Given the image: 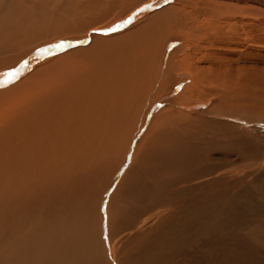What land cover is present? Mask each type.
Wrapping results in <instances>:
<instances>
[{
  "label": "bare ground",
  "instance_id": "1",
  "mask_svg": "<svg viewBox=\"0 0 264 264\" xmlns=\"http://www.w3.org/2000/svg\"><path fill=\"white\" fill-rule=\"evenodd\" d=\"M107 1L127 18L19 46L47 9L0 0V264L136 262L162 238L159 262L213 264V236L166 235L167 189L210 153L242 157V181L263 169L264 0Z\"/></svg>",
  "mask_w": 264,
  "mask_h": 264
},
{
  "label": "rangeland",
  "instance_id": "2",
  "mask_svg": "<svg viewBox=\"0 0 264 264\" xmlns=\"http://www.w3.org/2000/svg\"><path fill=\"white\" fill-rule=\"evenodd\" d=\"M54 1L55 0H51V2L50 0L47 1L20 0L21 2L20 5H22L24 11L30 12L45 8L49 12L45 11L46 13L44 16H42L43 18L41 19V22L40 21L35 22L34 25L30 24L29 23L30 21L25 18L24 20L26 21L25 27L27 29L25 28L26 31L23 33L24 34L23 38H21L23 40V43H21L22 40L19 39L21 40L20 41L21 44L20 43H19L20 45L18 44L19 46L21 45L25 46L34 41L37 42V40L43 41L44 38L45 39L42 45L51 44L57 38L63 36L70 35L69 37L71 38H76V37L78 38L80 34H82L83 32L81 26H83L84 23H87V21L90 22L89 21L90 19L92 20L97 19V21L94 22V24L92 25H96L100 27H106L108 25L110 27L111 25H114L115 22L117 23L127 18L125 17V15L128 12L125 11L126 9L123 12H117V10L119 11L122 5L115 2L111 3L110 1L107 0H89V1L81 0L82 3L79 2L80 5H78L79 3L72 4L73 2L72 0L71 1L56 0V2L58 3ZM150 1L152 2L154 0H146L147 3L148 2L150 3ZM103 2L104 4L105 3L107 4L103 6ZM146 2L143 0L140 1V6L132 10L131 13H133L134 11L145 5ZM47 3L48 5H46ZM113 4L114 5L118 4L120 6L116 5L117 6L116 7L113 6ZM50 6L52 7L49 8ZM53 6H59V7H56L57 12L55 14H50L53 11V8L56 9ZM68 6H70L71 9L70 7L68 8ZM3 10H7V9H3ZM64 10H68V13L66 14ZM70 10L72 12H69ZM2 13H1L2 15H4V13L5 14L7 13L8 15V10L7 12L3 11ZM75 14L76 16H74ZM69 15H72L71 18ZM116 15L118 18L116 17ZM99 19L100 20L103 19L101 20L102 24L99 23L100 22ZM107 20L109 24H107L106 22ZM103 22H105L106 24L105 26H103L104 24ZM27 23L30 25H27ZM71 31L74 32V34ZM45 40H47V42ZM26 42L28 43L26 44ZM198 108L195 111H199ZM257 142H258V149L255 155H252V158L254 160L255 158L259 159L260 161H262L263 159L264 161L263 158L264 137L259 138ZM220 153H210V155L208 154L207 155L208 157L206 156L205 161L203 163H200L190 172H184L181 175L180 179L176 178V180L173 182L174 184L169 186V188L171 189H167V191L169 192V194H167L166 197V199L168 200L167 206L168 205L174 206V204L177 203L179 205V209H177V213H176L178 219H176L174 224V226L178 228V229L176 228L175 230L176 235L170 233L166 235L170 236L172 241L175 236L178 237L179 241L181 239L182 240L181 243L184 244L182 245L184 249H185V243L189 239H194L197 236L196 238L198 239L206 240L210 238V236H213L214 237L213 246L219 248V252L216 255L213 264H252L250 263V261L253 259L255 260L253 261L254 264L256 262L257 264H264L263 245H261L262 247H260V245L258 246L257 243L254 244L255 249L253 251H255L254 253L256 255L253 254L250 256H244V252H242L243 247L247 245L246 244L247 239L248 241H253V243L254 241H257V240H253V238L249 235L250 233H253L258 240L264 239V166L262 167L263 169L260 168L261 170H259V172L254 174L253 179L246 180L247 179L246 178L242 181L241 179L249 176L248 173H243V174L240 173V175L238 173L237 169L246 166V164L243 163V159H241L242 157L225 152H220ZM256 154H260V155L256 156ZM252 158L249 157V159ZM235 171H237V174ZM244 188L245 190H242ZM239 190L245 191L246 193L243 192L242 194L241 191L239 193ZM252 190L253 191L256 190L255 192L257 193L253 192ZM244 199L248 201L245 205L243 203ZM260 233L263 234L260 236ZM194 234H196V236H194ZM100 236L101 235L99 234V237ZM163 242L166 243V241L162 238L158 244L151 246L149 248V251H147V253H145V255L142 258H139L136 262L127 261L125 259L121 261V264H152V263L170 264L165 262H159V260L163 261L161 254L167 256L168 253L169 254L175 253L172 247L167 250H162V251L160 250L159 252L160 255L157 253L152 254L153 251L158 249L159 244ZM234 243L235 245L237 243L236 247L239 248L241 247V248L240 249L236 248ZM188 244L190 245L191 248L194 242L189 241ZM228 247L229 248L231 247V250H233L234 252L233 251L228 252ZM228 253L232 255H230L229 257ZM155 255H156V260L151 261L152 256Z\"/></svg>",
  "mask_w": 264,
  "mask_h": 264
},
{
  "label": "snow or ice",
  "instance_id": "3",
  "mask_svg": "<svg viewBox=\"0 0 264 264\" xmlns=\"http://www.w3.org/2000/svg\"><path fill=\"white\" fill-rule=\"evenodd\" d=\"M3 75L5 77L4 83L7 84V83L11 82V79H9V78H14L16 73H14V72H6Z\"/></svg>",
  "mask_w": 264,
  "mask_h": 264
},
{
  "label": "water",
  "instance_id": "4",
  "mask_svg": "<svg viewBox=\"0 0 264 264\" xmlns=\"http://www.w3.org/2000/svg\"><path fill=\"white\" fill-rule=\"evenodd\" d=\"M118 27V26H117Z\"/></svg>",
  "mask_w": 264,
  "mask_h": 264
}]
</instances>
